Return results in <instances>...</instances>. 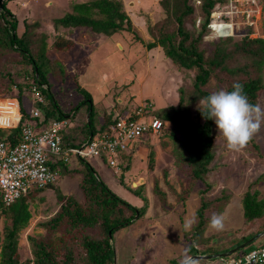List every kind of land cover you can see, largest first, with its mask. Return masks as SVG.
<instances>
[{
  "label": "rangeland",
  "instance_id": "374dc122",
  "mask_svg": "<svg viewBox=\"0 0 264 264\" xmlns=\"http://www.w3.org/2000/svg\"><path fill=\"white\" fill-rule=\"evenodd\" d=\"M76 1L79 0H10L9 3L16 11L18 34L22 35L27 31V36L32 40L33 51L45 44L43 38L46 37L48 50H45L44 60L50 67L48 70H51L49 79L52 83L53 95L62 110L69 112L84 100L85 95L78 90V87L91 94L98 125H101L108 115L113 118L117 113L130 112L146 103L152 106L149 110L151 114L146 112L144 114L147 118L162 113V110L169 105H177L179 88L191 85L193 72L173 63L161 46L152 49L146 46L148 42L159 39L161 26L167 18L160 4L161 0H122L124 9L133 20L131 31H121L106 36L92 29H86L87 27L78 26L67 34L68 29L60 25L61 32H56L59 27L55 23L56 19L67 12H72V5ZM255 1L258 2L255 7L253 0H229L227 4L218 3L217 5L221 4L220 13L216 12L214 16L221 17H217L216 22L212 24L216 26L212 35L231 34L232 42L239 41L247 33L253 37H264V3L262 0ZM191 2L196 8L197 20L194 25L193 17H189L186 25L196 34L202 18L198 7L201 0H191ZM225 14L227 18L223 17ZM226 22L230 25L225 26ZM175 29L174 24L166 31ZM63 31L65 35L62 34ZM85 32L89 33V37L82 36ZM58 34L72 41L71 45L65 48L54 47L53 43ZM212 35L206 34L200 45L207 54L212 52L216 42L209 39ZM19 56L17 52L3 53L0 48V100H5L0 103V128L4 132L7 131L6 128H12L13 126L7 125H11L12 120L18 118L16 115L18 105L14 99L17 98L18 92L16 83L22 85L27 111L32 114L33 110L38 108L37 103L35 104L38 99L36 94L25 85L29 81L31 84L32 79L24 76L25 65L18 61ZM60 64L65 72L63 75ZM26 68L31 73V64H27ZM7 73H10L15 80L13 95L4 93L5 86L11 79ZM206 88L213 93L226 90V85L212 77ZM257 104L264 108V90L260 93ZM85 110L83 106L77 116L71 117L68 120L69 126L74 128L77 123L79 125L83 122L85 118L81 116L86 115ZM191 112L193 116L196 114L194 105L191 106ZM214 132L216 146L215 157L211 164L212 170L206 178L207 182L199 181L195 184L185 202L180 201V194L189 186L188 170L186 166L175 162L174 142L165 134L166 130L160 136L150 134L142 138L135 150L126 153L116 173L98 158L87 159L95 167L98 176L105 180L112 190L134 205L141 206L143 200L129 188L135 186V183L137 185L144 183L142 191L148 199V205H151L149 211L151 215L140 219L135 225L122 227L115 232L116 264H170L169 258L178 255V251L185 245L184 239L187 240L183 235L180 221L183 219L182 224L188 231L187 234H191L199 221L197 210L201 205L200 197L203 195L200 191L207 187V183L211 186L205 192L207 200L225 195L228 196V200L220 213H217L214 204L210 205L206 216L210 220L213 213L222 215L224 228L220 231L214 230L209 226L208 221L203 233L194 239V242L198 240L202 243L197 244L198 248L208 245L214 246L217 250L233 248L248 234L262 227V220H257L250 227L244 225L242 198L249 188L258 190L260 197L264 198V182L257 181L264 173V125L240 152L227 148L226 140L219 133L215 123ZM67 166L75 172L65 173L63 166L59 165L55 181L43 192L29 199L32 217L28 225L19 232L21 260L31 256L29 235L35 237L47 235L46 229L39 224L48 220L58 210L59 193L70 194L83 201L82 191L79 188L81 173H77L82 164L80 160L73 158ZM10 223L11 220L0 217V239L4 224ZM262 241L264 236L253 242L246 250ZM238 254L234 253L231 256ZM218 262L220 261L216 258L201 259L195 264H218Z\"/></svg>",
  "mask_w": 264,
  "mask_h": 264
},
{
  "label": "trees",
  "instance_id": "16d2710c",
  "mask_svg": "<svg viewBox=\"0 0 264 264\" xmlns=\"http://www.w3.org/2000/svg\"><path fill=\"white\" fill-rule=\"evenodd\" d=\"M9 1L2 0V9L0 8V48L3 53L17 52L20 55L18 61L25 65L23 67L24 76L32 79L31 84L30 81L26 82V87H30L32 90V87L36 86L44 99L41 102L37 99L35 102L42 114L33 116L25 107L22 85L16 83L22 118L15 128H6V132L0 128V140L17 143L21 139L22 128L26 121L42 125L52 120H69L71 117L77 116L85 106L86 115L81 116L85 120L79 125L77 123L74 128L68 125L62 131L64 149L79 147L89 141L90 137L98 131L103 130L112 121V116L108 115L105 121L98 125L92 96L87 90L80 87L78 90L85 95L84 100L69 112L62 110L53 95L52 83L49 79L51 70H48L50 67L44 60L45 50H47L46 37L43 38L45 44H42L40 49L33 51L32 40L27 36V31H24L22 35L18 34L17 16L8 7ZM221 2L227 4L229 0H201L198 7L202 18L199 21V31L194 34L186 25L189 17H193L194 25L197 20L196 8L191 0H161L160 4L167 18L161 26L159 39L150 41L146 45L148 49L161 46L165 55L173 63L182 69L193 72L191 85L179 88L178 104L169 105L162 110V113L155 115L165 124L157 135H162L166 130L165 134L174 142L175 162L178 165L186 166L188 170L189 186L180 194L182 202H185V199L189 197L191 189L197 182L206 181L212 170L211 164L215 157L214 121L206 119L202 115V112L206 115V109L201 101L212 94L206 85L212 77H215L226 85V91H232V85L239 82L243 84L244 93L249 102L254 105H257L260 93L264 90V37H253L247 33L239 41L232 42L231 34L213 36L214 29L210 25L214 20L212 12L215 6ZM262 2L264 3V0ZM72 9V12L56 19L57 26H84L106 36H112L121 31H131L133 27L131 15L124 9L122 0H85L75 2ZM223 17L227 18V15ZM174 24L176 29L167 32L166 29ZM206 34L212 35L209 36V39L216 41L209 54L200 48ZM59 36L53 43L54 47L65 48L71 45L72 41L62 37L63 35ZM27 64H31V73L26 68ZM59 67L63 75L65 72L62 65L60 64ZM7 75L11 79L6 84L4 93L13 95L12 88L15 80L10 73ZM193 105L196 108L194 116L191 112ZM139 107H143L146 113H150L149 110L152 106L146 103L143 106H137L133 111ZM16 115L19 117V112ZM42 116L44 120H41ZM138 142L127 152L135 150ZM127 152L121 153L120 165ZM69 157L70 160L73 158L80 160L82 164L77 173H81L79 188L82 191L83 201L70 194L59 193L57 195L58 210L48 220L39 224L46 229L47 235L28 236L31 256L25 260H21L19 252V232L28 225L32 217L29 199L35 194L43 192L53 182L45 187L30 190L26 196H22L9 206H0V217L3 216L6 220H11L10 224H4L1 231L0 264H116L115 232L122 227L131 226L144 216L148 208V199L142 191L145 184L129 188L142 197L143 204L138 207L112 190L105 180L98 176L95 167L87 159L77 158L73 154H69ZM70 160H57L51 163L52 168L57 169L60 165L63 166L65 173L73 174L75 170H71L67 166L70 165ZM259 180L264 182V173L258 177L257 181ZM210 187V184L207 183V187L200 191V194L203 195L200 197L201 205L197 210L199 221L191 234L186 233L188 242L191 241L186 257L194 254H215L230 249L217 250L210 245L200 249L197 248V244H202L201 241L195 240L194 242V239L203 233L209 221L206 213L210 205L214 204L217 213H220L223 206L227 204V195L207 200L205 192ZM242 211L243 223L246 227L252 226L257 220H262L263 223L260 229L248 234L238 244L264 231V198L260 197L258 190L249 188L245 192L242 198ZM246 251L244 249V252ZM241 252L243 251L237 253ZM219 259L221 258H216V260ZM181 261L179 258H173L169 262L170 264H180ZM189 262L191 264V261Z\"/></svg>",
  "mask_w": 264,
  "mask_h": 264
},
{
  "label": "built area",
  "instance_id": "2783aa9c",
  "mask_svg": "<svg viewBox=\"0 0 264 264\" xmlns=\"http://www.w3.org/2000/svg\"><path fill=\"white\" fill-rule=\"evenodd\" d=\"M253 1L255 7L258 2ZM220 5L212 12L214 20L211 26L218 17L214 14L220 13ZM229 25L225 23V26ZM212 27L215 31L216 26ZM32 91L36 93L39 101H43L36 86L32 87ZM14 99L17 101L19 117L15 121L12 120V128L17 127L22 118L20 102L17 98ZM3 102L5 100H0V103ZM40 112L39 108H36L32 115H41ZM144 114L143 107L127 113H117L112 121L103 130L91 136L89 141L69 149H64L62 138V131L69 125L68 119L52 120L42 125L26 121L19 142L0 140V206H9L26 196L30 190L54 182L58 169H53L51 163L57 160L69 161V154L82 159L98 158L107 166L119 168L122 152H127L136 142L150 134L157 135L165 126L159 117L147 118ZM41 120H44L43 116ZM219 264H264V241L236 256L221 258Z\"/></svg>",
  "mask_w": 264,
  "mask_h": 264
},
{
  "label": "clouds",
  "instance_id": "9594fccd",
  "mask_svg": "<svg viewBox=\"0 0 264 264\" xmlns=\"http://www.w3.org/2000/svg\"><path fill=\"white\" fill-rule=\"evenodd\" d=\"M232 88V91L213 92L201 101L206 109V115L204 112L202 115L214 121L229 150L240 152L264 125V108L249 102L243 84L236 82ZM209 226L217 231L223 230L222 215L213 213ZM184 264L190 262L186 260Z\"/></svg>",
  "mask_w": 264,
  "mask_h": 264
},
{
  "label": "crops",
  "instance_id": "0c3cea01",
  "mask_svg": "<svg viewBox=\"0 0 264 264\" xmlns=\"http://www.w3.org/2000/svg\"><path fill=\"white\" fill-rule=\"evenodd\" d=\"M81 0H79V1H76V2H80ZM9 3H10V1L8 2V7L16 14V11H14L13 9H12V7L9 5ZM22 4H24V3H22ZM68 13V12H67ZM66 14V13H65ZM64 14V15H65ZM63 15V16H64ZM62 16V17H63ZM60 18V17H59ZM68 30H67V34L70 32V31H72V29L73 28H75V27H66ZM60 29H62V28H60V26L58 27V30L56 31V32H59L60 31ZM82 29H85V28H82ZM86 29H88V28H86ZM61 32V31H60ZM91 32V31H90ZM64 33V35H65V32L63 31L62 32V34ZM57 35V34H56ZM59 35V34H58ZM82 36H87V37H89V33L88 32H85L84 33V35L82 34ZM48 50V49H47ZM13 124V123H12ZM7 126H11V125H7ZM114 169V168H113ZM115 170V173L116 172H118L119 171V168H117V169H114ZM108 174V173H107ZM112 176H110V178H111ZM114 179H116V177H114ZM138 206V205H137ZM139 207V206H138ZM151 210V205L149 206L148 205V208H147V210H146V212H145V214H144V216L143 217H141L140 219H145V217H148L149 215H151V214H149V211ZM151 218V217H150ZM140 219H138L137 221H135L132 225H135L137 222L139 223L140 222ZM182 220L183 219H181V221H180V223H181V226H182V230L184 231V233H183V235L187 238V234L186 233H188V231L184 228V225L182 224ZM149 222H151V219H149ZM150 224V223H149ZM163 236H164V233L162 234ZM181 240V239H180ZM184 241H185V245L184 246H182L183 248L181 249V250H179L178 252V255H175V256H173V257H170L169 258V261L171 260V259H173V258H179L180 260H182V261H184V260H186V259H188V258H190V257H192V256H194V255H192V256H190V257H186L187 256V254H188V245L190 244V242L191 241H189L188 242V240H186V239H184ZM165 246H166V244H165ZM197 248H198V246H197ZM229 250V249H228ZM224 252V251H223ZM116 254H117V252H116ZM200 261V259L199 258H194V259H192V260H190L191 261V264H195V262L196 261ZM181 261V262H182ZM219 261H220V259H219ZM218 264H219V262H218Z\"/></svg>",
  "mask_w": 264,
  "mask_h": 264
},
{
  "label": "water",
  "instance_id": "95a60500",
  "mask_svg": "<svg viewBox=\"0 0 264 264\" xmlns=\"http://www.w3.org/2000/svg\"><path fill=\"white\" fill-rule=\"evenodd\" d=\"M0 8L2 9V0L0 1ZM138 216V214H137ZM264 236V231H261L259 233H257L256 235L252 236L251 238H249L248 240H246L245 242L238 244L237 246L230 248L227 251L224 252H219V253H215V254H196L188 259H186L187 261H190L194 258H199V259H213V258H223V257H227V256H231L234 253L240 252V251H244V249H246L248 246H250L253 242H255L256 240H258L260 237ZM182 261L180 264H184V262L186 261Z\"/></svg>",
  "mask_w": 264,
  "mask_h": 264
},
{
  "label": "bare ground",
  "instance_id": "6f19581e",
  "mask_svg": "<svg viewBox=\"0 0 264 264\" xmlns=\"http://www.w3.org/2000/svg\"><path fill=\"white\" fill-rule=\"evenodd\" d=\"M137 185V183H135V186Z\"/></svg>",
  "mask_w": 264,
  "mask_h": 264
}]
</instances>
